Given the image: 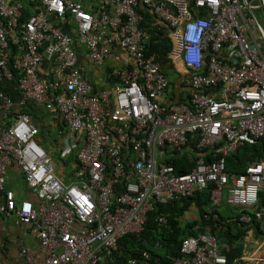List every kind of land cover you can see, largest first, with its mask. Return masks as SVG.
I'll return each instance as SVG.
<instances>
[{"label": "built area", "instance_id": "1", "mask_svg": "<svg viewBox=\"0 0 264 264\" xmlns=\"http://www.w3.org/2000/svg\"><path fill=\"white\" fill-rule=\"evenodd\" d=\"M93 1L96 10L87 9L85 0H31L33 13L23 18L19 1L0 0V78L22 71L21 105L32 100L55 109L54 116L68 130L61 156L78 149L72 182L64 184L27 115L18 114L0 129V190L5 171L15 164L37 199L36 204H17L14 192L4 190L0 206L2 213L31 228L44 254L38 261L21 245L24 264H118L102 250L115 251L121 238L140 233L155 205L203 190H210L218 204L231 182L228 203L251 212L241 221H261L264 163H251L235 177L226 172V157L264 140V28L255 17L256 12L264 17V0ZM143 10L170 31L169 57L186 72L183 90L190 106L158 102L168 83L156 55L146 52L151 34L143 25ZM68 16L75 20L85 58L98 68L110 60L123 66L115 72L122 83L114 91H95L86 80L77 40L63 29ZM114 43L130 60L112 53ZM11 48L20 53L13 63L8 62ZM45 61L53 62L54 69L42 70ZM1 100L10 113L11 101L0 94ZM189 138L197 142L187 149L200 157L190 172L176 174L166 164V149L176 157ZM201 150L217 158L206 161L197 153ZM129 152L134 156L130 163ZM155 220L166 222L163 216ZM122 264L144 262L133 258ZM172 264L228 262L216 237L198 234L182 240L180 257ZM233 264L250 263L240 257Z\"/></svg>", "mask_w": 264, "mask_h": 264}, {"label": "crops", "instance_id": "2", "mask_svg": "<svg viewBox=\"0 0 264 264\" xmlns=\"http://www.w3.org/2000/svg\"><path fill=\"white\" fill-rule=\"evenodd\" d=\"M22 5V12L23 18L28 17L30 14L33 13V2L31 0H17ZM90 3V4H89ZM85 6H91L95 10L98 9V3L93 0H85ZM27 10V15H24V10ZM143 15L147 13V11L143 10L140 11ZM150 14V13H149ZM151 15V14H150ZM152 16V15H151ZM255 17L259 23L264 24V17L260 12L255 13ZM155 23L158 22L155 20ZM143 23H144V16H143ZM150 24L153 25L154 23H150L149 21L145 22V26L151 31ZM163 25V24H162ZM262 26V25H261ZM64 31L69 33L73 36L76 42V49H78V56L80 63L85 67V78L88 83L91 85L93 90H111L114 91L115 87L122 83L119 78V75L116 74V71H121L123 66L120 63L115 61H107L106 64L102 68H98L93 62L88 60L86 56V48L85 45L78 41L77 36H75V20L68 16L67 23L63 27ZM166 33L170 37V31L166 30ZM150 42L148 43L147 47V54H155L157 60L160 64V70L163 73L164 77L168 83V89L165 94H161L158 96V102L160 104H167V103H182L190 106L188 102V94L183 90V78L185 76V70L183 66L177 61L174 62L173 58L169 57L170 63L164 65L159 59L156 53H150V46L153 43H156L155 40L152 39V33ZM106 37H109V34H106ZM171 39V37H170ZM262 51L264 52V47H262ZM112 53L119 56L122 61L130 60L129 55L122 49L118 43H114L112 45ZM8 62L13 63L14 59L19 57L20 53H17L15 48L9 49L8 52ZM131 68H134V65H129ZM171 66V67H169ZM54 69V63L51 64L47 61L43 63L42 70L44 71H51ZM22 71H13L12 77L6 79L1 76L0 78V94L4 97H7L9 101H11L12 107L10 113L4 111L2 107V100L0 101V129L1 128H8L11 124H13L17 118V115L22 113L29 117L31 123L37 128L38 135L36 136L37 143L47 152V155L51 158V161L54 166V170L56 176L61 179L64 184H69L72 182V175L76 165V154L78 149H74L73 153L70 154L68 157L61 156V150L63 146V139L65 136L68 135V130L65 127V124L60 118H56L54 116V110L49 111L45 108L44 105L38 104L34 101H28L23 106L21 105L22 98L19 93V84L18 79L22 76ZM219 92V91H218ZM59 94H63L62 90H59ZM52 95V94H51ZM112 104L114 103L113 99L111 100ZM53 134V135H51ZM55 136V140L53 137ZM257 144V143H256ZM53 145V146H52ZM250 144H245L243 146L238 147L234 152L227 155V157L233 155L238 149ZM255 145V144H253ZM252 146V145H250ZM49 148V151H48ZM54 150L57 152V157L59 162L54 163ZM172 150L166 149V154L171 158H177L185 154V150L182 152H176V157L172 154ZM175 153V152H174ZM188 154L190 158L197 156L196 153L189 151ZM206 158L209 157L210 161H214L217 157L210 156L208 152H206ZM72 159H68L69 157ZM226 157V159H227ZM126 158L129 160V163L134 160V156L127 154ZM167 161V160H166ZM255 162H263L264 159H256L253 161H247L245 163V168L251 163ZM244 166V165H243ZM194 167V166H193ZM192 167V168H193ZM244 168V171H245ZM244 171H240L239 173H232L227 172L230 175H234L235 177L243 174ZM5 182L3 185V191L0 190V206L3 204V193L4 190L13 191L15 194V201L16 203H20L22 200H29L32 203L36 204L37 199L36 196L29 190L25 177L23 173L17 168L15 164L8 167L5 171ZM233 183L231 182L227 189H231ZM222 194L221 199L218 204H213L212 200L210 199V206L207 208L208 213H215V218L221 219L224 224L230 223L231 234L235 235L237 229L232 226L231 222L237 220L238 226L243 227L244 235L238 239L236 244L238 247L242 249V253L239 257L233 259V261L237 258L244 257L249 260L250 264H264V216L263 219L259 222H251V223H244L241 221V217L246 214H251L249 210H243L242 207L232 206L228 203V190ZM225 194V197H224ZM260 201V200H259ZM258 201V204L261 205ZM264 203V201H263ZM223 205L218 208L220 205ZM198 212V210H197ZM196 212V207L193 205L191 206L188 211L185 212L184 216L180 219L181 226L187 227L188 224H192L193 222L197 221L198 213ZM167 223V219L165 224ZM256 223L260 226L258 230L254 227H250L251 224ZM164 224V225H165ZM240 224V225H239ZM200 229L204 230V233L198 234H206L211 235L217 238L219 244V253H220V245L224 247L226 244H220L219 238L216 234L210 233L213 230L211 226H203L202 224H198ZM198 225L194 227V230L198 229ZM216 233V232H215ZM218 233V232H217ZM197 234V235H198ZM190 237V236H189ZM24 245L33 252L35 258L40 261L43 259L44 254L41 253L40 247L35 237L34 233L31 231V228L25 225L18 223L16 217L13 215H5L0 211V264H24L25 261L20 256V247ZM235 246V245H234ZM167 260H170V257L165 256ZM233 261L228 264H233ZM228 262V261H227Z\"/></svg>", "mask_w": 264, "mask_h": 264}, {"label": "trees", "instance_id": "3", "mask_svg": "<svg viewBox=\"0 0 264 264\" xmlns=\"http://www.w3.org/2000/svg\"><path fill=\"white\" fill-rule=\"evenodd\" d=\"M27 10H24V15H27ZM144 23L149 21L152 39L156 43H151L150 53H156L158 59L167 65L170 63L168 59L169 53L172 50V41L166 33L165 25L155 23L154 17L149 12L144 13ZM171 67V66H169ZM196 138L188 141L187 147L184 149L186 152L180 157L167 159L166 164L172 166L176 174H186L190 172L195 165L198 157L190 158L188 154L189 146L194 148L196 144ZM199 155L206 154L205 150L197 152ZM205 158V157H204ZM256 159H264V140H260L255 145H246L238 149L233 155L228 156L226 159V171L232 173H239L244 171L245 163L247 161H253ZM206 161H210L209 157L205 158ZM244 165V166H243ZM259 202L264 201V187L261 188L258 194ZM196 207L198 210V219L192 224H188L187 227H182L180 219L184 216L185 212L191 206ZM210 206V190H203L196 192L192 197L178 201L170 202L166 205H155L152 212L146 216V222L143 230L138 234L126 235L118 241V247L115 251L102 250V255L114 257L118 264H122L128 259H137L139 262L143 261L144 264H172V262L180 257V245L182 240L189 236H196L198 233H204V230L200 229L198 224L203 226H212L213 230L210 232L216 234L219 238L220 244H226L224 247L220 245V255L224 256L228 263H231L234 258L239 257L242 253V249L238 247L236 242L244 235L243 225L238 226L237 220L232 223L237 229L235 235L231 234V224H224L221 219L215 218V213H208L207 208ZM157 216H163L167 219L165 225L158 223L155 218ZM198 225V229L194 230V227ZM240 225V224H239ZM256 230L260 226L256 223L250 225ZM216 232V233H215ZM218 232V233H217ZM235 245V246H234ZM143 254H148V259L145 260ZM165 256H169L170 260H167Z\"/></svg>", "mask_w": 264, "mask_h": 264}, {"label": "rangeland", "instance_id": "4", "mask_svg": "<svg viewBox=\"0 0 264 264\" xmlns=\"http://www.w3.org/2000/svg\"><path fill=\"white\" fill-rule=\"evenodd\" d=\"M261 24V23H260ZM262 25V27L264 28V24L262 23L261 24ZM51 135H53V134H51ZM53 140H55V136L53 137ZM53 146V145H52ZM48 151H49V148H48ZM53 153H55V155H53L54 156V158H53V160H54V163H56L57 164V162H59V160H58V157H57V152L54 150V152ZM68 159H72V157L70 156ZM225 192V191H224ZM223 192V193H224ZM224 197H225V194H224ZM221 206H223L222 204L218 207L219 209H220V207Z\"/></svg>", "mask_w": 264, "mask_h": 264}]
</instances>
